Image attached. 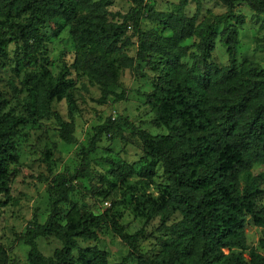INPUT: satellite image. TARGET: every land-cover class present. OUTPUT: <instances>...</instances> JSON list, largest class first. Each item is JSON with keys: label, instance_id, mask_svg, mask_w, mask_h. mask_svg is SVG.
<instances>
[{"label": "trees", "instance_id": "16d2710c", "mask_svg": "<svg viewBox=\"0 0 264 264\" xmlns=\"http://www.w3.org/2000/svg\"><path fill=\"white\" fill-rule=\"evenodd\" d=\"M129 1L136 6L144 2ZM235 1L223 0L227 13L220 19L234 16ZM252 1L264 6V0ZM95 6L91 0H0V18H6L3 22L8 41L21 49L25 65L41 54L46 38L44 29L51 22L70 25L76 41L73 63L63 66L56 76L46 69L25 75L24 115L6 112L7 101L0 93V195L9 190V167L17 160L14 136L19 126L32 119L53 116L60 140L67 145L75 143L72 71L87 76L102 97L113 102L126 100L125 91L110 90L116 80L110 57L129 43L128 17L113 23ZM12 16L26 17L22 21H9ZM164 23L174 35L135 32L140 52L168 64L154 89L144 95L155 115L153 124L163 126L167 134L151 135L126 117H109L95 126L86 145L79 150L78 166L50 179V208L45 222L40 223L34 216L26 227L22 242L29 248V264H108L105 251L77 244V240L97 241L94 230L100 229H108L128 249L126 256L115 264H128L130 260L136 264H264V173H252L255 165L264 167V70L256 69L252 76L246 77L238 68L235 47L237 26L242 21L235 26L224 25L222 35L230 56L226 69L206 62L215 35L212 25L201 28L198 33V48L204 60L201 71L181 63L180 43L189 34L191 24L179 15L172 23L166 20ZM61 99L66 101L70 121L51 110V104ZM103 137L132 144L152 159L141 168V178L147 181L153 178L159 164L169 181L165 198L159 201L144 196L136 198L137 206L146 211L148 219L159 221L160 249L154 255L143 254L139 249L144 229L126 234L124 226L109 210L92 214L78 210L74 204L65 211L62 209L76 182L89 177L90 156ZM113 167L110 174L115 182L136 175L134 167L125 163ZM246 217L262 229L258 242L261 252L245 243ZM62 220H66L63 225ZM51 236L61 246L46 257L38 250L36 240ZM231 250L239 252L228 256ZM6 259V252L0 248V264H6Z\"/></svg>", "mask_w": 264, "mask_h": 264}, {"label": "rangeland", "instance_id": "374dc122", "mask_svg": "<svg viewBox=\"0 0 264 264\" xmlns=\"http://www.w3.org/2000/svg\"><path fill=\"white\" fill-rule=\"evenodd\" d=\"M95 8L113 23L121 22L127 16L129 43L119 48L110 57L115 69L116 80L111 91H125L127 98L122 102H113L102 97L101 92L87 76L80 72H71L74 79L73 96L76 112L73 114L75 143L67 145L59 138V126L53 116L32 119L26 125L19 126L14 142L17 160L10 164V186L7 194L0 195V248L6 252V264H29L28 246L22 242L26 227L34 216L44 223L49 214L51 195L48 192L50 179L65 169L73 171L79 164V150L86 145L93 128L107 118L126 117L139 130H147L151 135H165L163 126L153 124L155 115L147 104L145 96L154 89L158 77L166 71L168 64L157 57L140 52L137 33L153 31L164 37L174 35V31L164 23H172L176 15L182 16L191 24L190 32L183 42L181 63L185 67L203 69L204 60L198 48V33L204 26H213V50L206 59L221 69L229 67L230 56L224 43L222 31L225 23L238 25V44L235 47V59L240 71L246 77L254 70H264V6L252 0L234 2V16L220 19L227 13L223 0H144L140 6L129 0H91ZM21 18L9 17V21H22ZM0 18V93L7 101L6 112L24 115V102L27 91L23 85L27 73H38L43 69L56 76L63 66L73 63L76 41L71 35L70 25L63 22H51L45 27L46 38L40 55H36L30 64L23 62V52L13 42L8 41L7 28ZM138 32H135V31ZM19 62V65L16 63ZM13 88L15 90H13ZM51 110L63 120L70 121L65 99L55 100ZM91 170L86 179L76 182L74 192L68 202L62 205L67 210L71 204L87 213L100 214L109 210L117 221L124 226L126 234L144 229L145 237L139 249L143 254L154 255L159 251L158 219H148L146 211L137 206L136 198L147 197L150 201L165 198L169 181L164 176L161 166L155 168V175L150 180L139 176L141 168L152 159L132 144L103 137L97 151L90 156ZM125 163L133 166L136 175L124 182H115L110 174L113 164ZM254 175L264 173V167L255 165ZM62 220L61 224H65ZM97 241L77 240L81 248L96 246L108 253V264H115L126 256L127 247L108 229L94 230ZM245 243L258 249L262 229L246 217L244 225ZM38 250L46 257L52 256L61 244L55 237L36 240ZM258 251H260L258 249ZM239 251L231 250L227 255ZM261 252V251H260ZM76 256V252L73 254ZM247 255V253H243ZM128 264H136L130 260Z\"/></svg>", "mask_w": 264, "mask_h": 264}]
</instances>
